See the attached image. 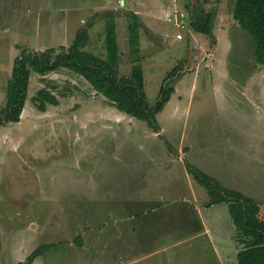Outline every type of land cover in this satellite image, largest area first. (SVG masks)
I'll use <instances>...</instances> for the list:
<instances>
[{
  "label": "rangeland",
  "instance_id": "1",
  "mask_svg": "<svg viewBox=\"0 0 264 264\" xmlns=\"http://www.w3.org/2000/svg\"><path fill=\"white\" fill-rule=\"evenodd\" d=\"M170 2L211 13L213 37L190 24L177 39ZM236 2L0 0V112L22 50L69 47L82 28L86 50L105 56L104 29L115 26L120 72L142 66L152 107L163 86L174 90L156 130L69 70L32 73L21 121L0 126V264L25 262L46 244L33 264H237L229 205L208 206V190L188 170L253 197L264 214V66L234 18ZM42 89L60 104L39 111Z\"/></svg>",
  "mask_w": 264,
  "mask_h": 264
},
{
  "label": "trees",
  "instance_id": "2",
  "mask_svg": "<svg viewBox=\"0 0 264 264\" xmlns=\"http://www.w3.org/2000/svg\"><path fill=\"white\" fill-rule=\"evenodd\" d=\"M191 27L199 34L213 37V15L205 12L200 5L191 11ZM135 23L130 24L131 55L137 57L140 52V33L138 15L132 14ZM234 18L240 27L252 38L255 45L257 64L264 66V0H237ZM106 55L100 56L86 50L90 42L87 28L80 29L69 47L60 50L50 48L45 51L22 50L15 59L11 77L7 85L6 104L0 112V126L21 121L26 106L32 73L47 76L61 69L69 70L85 79L100 95L107 98L121 112L137 118L158 130L156 116L160 113L173 93V88L163 86L162 98L151 106L145 85V74L140 64L133 66L130 75L120 72V48L115 26L107 25L104 29ZM180 72V67L172 70L165 81ZM41 112H46L49 105L58 106V96L42 89L33 99ZM189 172L194 179L209 192L208 206L227 203L236 228V240L241 249L237 253V264H264V214L259 202L233 188L223 187L219 181L207 175L199 168L189 165ZM152 207V203L149 204ZM52 245L37 247L25 262L33 264L45 255Z\"/></svg>",
  "mask_w": 264,
  "mask_h": 264
},
{
  "label": "built area",
  "instance_id": "3",
  "mask_svg": "<svg viewBox=\"0 0 264 264\" xmlns=\"http://www.w3.org/2000/svg\"><path fill=\"white\" fill-rule=\"evenodd\" d=\"M190 19H191V14H190L189 10L182 9L179 6H176L175 11H173V13H171L166 18L167 22L176 26L177 29L179 30V32L176 36L177 39H179V40L183 39V32L189 31L190 24H191Z\"/></svg>",
  "mask_w": 264,
  "mask_h": 264
},
{
  "label": "crops",
  "instance_id": "4",
  "mask_svg": "<svg viewBox=\"0 0 264 264\" xmlns=\"http://www.w3.org/2000/svg\"><path fill=\"white\" fill-rule=\"evenodd\" d=\"M177 5L176 6H179V7H181L178 3H176ZM165 8L166 9H171V11H170V13L168 14V15H170L171 13H173V11H174V4H173V2H170L168 5H166L165 4ZM137 13H139V12H136V15H139V14H137ZM179 31V30H178ZM206 231L208 232V231H211L208 227L206 228ZM188 233V232H187ZM209 236H210V234H209ZM212 236H210L209 237V239L211 238ZM141 240V239H140ZM141 242H142V244H145L144 243V241H142L141 240ZM213 243V242H212ZM214 244H215V248H214V251H216V254H217V257H218V259L221 261V255H222V253L220 252V250L218 249V248H216V242H214Z\"/></svg>",
  "mask_w": 264,
  "mask_h": 264
}]
</instances>
